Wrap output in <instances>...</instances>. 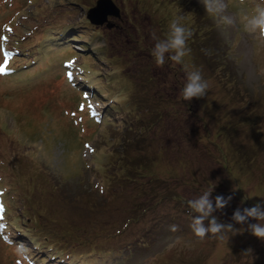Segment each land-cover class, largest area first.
<instances>
[{"label": "rangeland", "instance_id": "1", "mask_svg": "<svg viewBox=\"0 0 264 264\" xmlns=\"http://www.w3.org/2000/svg\"><path fill=\"white\" fill-rule=\"evenodd\" d=\"M112 2L120 16L119 20L109 18L117 26L107 30L104 25H88L86 12L92 7V0H0V54L5 50H27L28 56H32L20 63L16 57L0 55V66L2 57L7 62L2 66L4 73L0 74L3 84L0 85V177L8 183L4 187H11L17 194H32L27 198L32 208L16 205L11 212L19 215L22 207L25 209L23 221L30 227L21 223L25 228V243L29 245L28 237L35 240L40 235L48 237L47 241L62 242L64 234L66 239L78 235L81 239L77 242L82 243L81 232L89 233L93 225H99L92 232L98 237L93 244L115 251V246H121L117 254L128 258L123 264H243L246 258L241 259V255L245 249L251 253L264 252V241L248 232L232 236L228 241L210 233L207 236L211 238L199 240L190 227L192 219L182 210L188 206L185 203L174 206L172 199L187 201L213 187V197L233 194L231 205L223 213H214L223 222H230L237 206L251 207L264 199V41L258 35L246 33L239 23L226 30L221 28L205 13L199 0ZM227 2L237 21L250 14L254 6V0H247L244 8L234 6V0ZM199 9L222 42L221 54L229 55L245 82L240 85L233 80L226 87L211 77L206 96L186 102L179 88L180 80L186 77L184 65L189 70L193 64L205 67L193 63L191 57L185 58L184 65L167 61L163 67L173 69L166 72L171 88L166 96L169 107L163 108L162 114H171L165 118L166 126L181 128L180 136L168 137L160 147L145 153L128 150L125 130L105 123L96 127L87 118L91 110L105 109L109 102L96 104L95 98L88 99L69 87V76H75L78 81L80 77L76 74L82 72L83 65L90 75L88 82L94 87L95 77L102 75V80L111 69L109 56L118 57V63L126 68V76H132L143 55L145 59H153L147 52L155 44L153 36L163 39L165 28L177 16H182L184 26L191 28L189 25L194 23ZM55 27L68 40L73 39L74 46L84 50L83 55L69 47H54L57 36L50 32ZM139 38L145 47L141 52L132 42ZM88 54H93L96 60L87 57ZM24 64L31 65L26 69L24 84L19 86L22 79L18 76L15 84L8 83L7 74ZM234 89L237 91L232 99ZM136 94H126L127 103L131 109L140 111L138 116L144 121L149 116L146 109L133 103L135 100L132 102L143 98ZM243 114L247 123L241 124L238 121L244 118ZM134 117L132 112L133 124L137 122ZM208 133L216 148L210 145L196 148L200 146L196 144L198 137ZM116 155L121 162L114 163ZM148 164L150 169L140 171L141 166ZM150 171L158 181L149 184L139 195L140 203L119 206L124 201L122 195L140 181L138 175L145 176ZM117 196L114 207L103 208L102 203ZM92 205L97 208H91ZM44 206L47 212L41 211ZM50 210L56 215L48 214ZM130 212L132 217H127ZM141 215L145 216L141 218ZM87 218L92 219L93 225ZM127 218L132 219L131 223L119 233L115 227ZM52 219L62 223L57 230L52 227L56 224ZM159 223L162 228L161 224L157 226ZM172 225L177 226L174 232H170ZM153 227H156L153 234L144 236ZM8 246L0 238V264H38L29 249ZM114 257H109V261ZM248 258L256 261L252 256Z\"/></svg>", "mask_w": 264, "mask_h": 264}, {"label": "trees", "instance_id": "2", "mask_svg": "<svg viewBox=\"0 0 264 264\" xmlns=\"http://www.w3.org/2000/svg\"><path fill=\"white\" fill-rule=\"evenodd\" d=\"M69 2H72V0H69ZM94 0H92V6L93 8L96 5ZM80 7V6H79ZM81 8V7H80ZM89 8V9H91ZM88 10V9H87ZM87 13V12H86ZM197 13V14H196ZM196 16L194 23L189 25L191 28H189L192 32L191 38L188 40V46L191 49V52L189 56L191 57V61L196 64H202L205 68L199 67L193 64L195 68H198L202 71L203 77L205 80L210 82V78H215L219 84H223L224 86L232 84L231 81L236 80L241 83L245 82L244 77L239 76L237 72V68H235L232 59H230L229 55H222L220 52V48H222V42H220L217 37L216 33L214 31L213 25L209 24L210 20L205 16L202 10L196 11ZM87 18V17H86ZM113 18H111L112 20ZM117 20V19H116ZM119 20V19H118ZM89 22V20H88ZM91 23V22H90ZM88 25L94 26L92 23ZM113 27L107 30H112L113 28H116V24L112 22ZM163 25V23H161ZM46 27L49 25H42V27ZM105 26V25H104ZM92 28V27H91ZM57 27L52 29L50 32L51 35L54 34L57 36V42H59V35H64L62 32L56 31ZM164 29V28H163ZM56 32V33H55ZM168 32V27L165 28V33H163L162 37H165ZM48 36L49 37H51ZM128 36V33L126 34ZM53 36V35H52ZM66 36V35H65ZM139 36V35H138ZM140 37V36H139ZM134 46L138 49L139 52L143 51L145 47L143 44H141L142 39H136L132 41ZM149 54L151 55V49H148ZM95 55V53H93ZM93 54H88L87 57L92 58L93 60H96V57L94 58ZM135 55V54H132ZM32 56L26 55L25 58L30 59ZM112 57L111 60V69L108 70L106 75H103L102 80L100 79L102 75L99 77H95L96 79L93 80L92 83H95V88L92 87L91 83L89 81V72L88 70L84 69L83 65H81V70L83 73L84 83L92 89H95L93 94L95 97L98 98L99 102H109L107 107L105 108L104 115L102 117L103 123L109 126H112V128H120L122 130H125V139H128L129 148L128 150H131L135 153H145L148 149L152 148H158L164 143L168 137H176L180 136V132L182 131L181 128L174 127L173 129H169L166 126L165 118H170L171 114H168L167 116H164L163 108L169 107L168 102L169 99H166L168 89L171 88V85L169 83V76L166 73L167 71H170L173 68H164L163 66H157L155 64L154 58L151 59L150 57L145 59L143 55V61L138 65L137 69L135 70L134 74L132 76L127 77L125 72V67L120 65L118 63V57ZM98 59V58H97ZM118 59V60H117ZM122 61V59H120ZM115 61V63L113 62ZM123 62V61H122ZM184 63H186L184 61ZM136 64V60H135ZM172 67V66H170ZM185 78H182L180 80L179 88L182 89ZM140 84V86L137 87V85ZM131 85L134 86V89L132 90ZM227 87V86H226ZM237 89L232 90V99L234 95H236ZM208 92V91H207ZM136 94V96H142L143 100L140 99H133L132 102L135 100L136 105H141V108L143 110L146 109V116H149V118H146L144 121L141 120V117L138 116V113L140 111H135V107L131 109V104H128L126 99V94ZM238 94V93H237ZM135 96V97H136ZM231 99V101H232ZM197 99H193L194 102H196ZM111 103V104H110ZM198 103V101H197ZM198 105V104H197ZM132 112H135V120L139 123L135 122L132 123L131 116ZM134 115V114H133ZM244 118H241L238 122H242L241 124L247 123V117L244 115ZM100 125V124H99ZM245 126V125H244ZM179 134V135H176ZM206 133V131H205ZM119 135V134H118ZM210 133L206 134L205 136H199L196 144H200L199 147L196 146V148L201 149L206 148V146L210 145L216 148V145H213L212 140L208 139V136ZM120 136V135H119ZM121 137V136H120ZM167 142V141H166ZM190 144V143H189ZM187 145L190 148H192L190 145ZM194 146V145H193ZM194 146V147H195ZM218 148V147H217ZM125 151V155L127 151ZM206 153L208 149H205ZM220 151V150H219ZM118 158V159H117ZM121 162L122 160L119 159L118 155H116V159L114 163ZM133 162V160L131 161ZM134 163V162H133ZM141 163V162H140ZM137 165V163H136ZM221 166V163H220ZM151 164L146 165L144 168L141 166L140 171H144L147 169H150ZM135 170L134 168H132ZM150 171L145 176L138 175V178L140 181H138L131 191L127 192L126 195H122V198H124L123 203H119V206H129V205H138L140 202V199H138L141 195L144 193L145 188L149 184H153V182H157V177H153ZM173 178H171L172 180ZM174 180V179H173ZM133 183L130 185L132 187ZM10 196L11 199L7 201L4 204V216H6V223L9 228L14 230L22 240L20 242L25 243L24 236H26L24 227H21V223H23V226L26 228H30L27 223H25L23 220L26 219L25 217V210L22 209L19 211V215H12L11 212L14 209V206L16 205H23L30 207L28 205L27 198L32 196V194H26L24 193H16L15 191H12L10 189ZM121 196V195H120ZM138 199V200H137ZM118 200V196L115 198H112L109 201H106L103 204V208L109 209L114 207ZM137 200V202H136ZM125 202V203H124ZM172 203L174 206L177 203L178 205H181L185 203L187 206V201H179L176 199H172ZM163 204V203H162ZM60 205V204H59ZM157 206V205H156ZM32 208V207H30ZM91 208H97L95 205H92ZM185 212L190 219H192V213L187 207H183ZM66 209V208H64ZM156 209V208H154ZM48 211V208L44 206L41 211ZM145 212L148 211V209H144ZM152 211V210H149ZM48 214L54 215V211L50 210ZM56 215V214H55ZM145 215H141V218H143ZM127 217H132L131 212ZM31 221L34 224H37V220H34L33 217H30ZM166 218V217H164ZM37 219V218H36ZM52 223L56 222L53 221ZM132 219L127 218L125 221H122L120 223V226L115 227V230H118L120 232H124L126 228L129 226V223H131ZM87 221H89V224L93 225V221L91 218H87ZM137 220L135 219V222ZM40 222V227H43V225ZM137 223V222H136ZM162 223V222H161ZM161 223H159L157 226H159ZM61 222H56L55 225H52L53 229L57 230L58 225L61 226ZM171 224V223H170ZM47 225V224H46ZM122 226V228H120ZM156 226V227H157ZM153 227L147 231L144 232L145 235L153 234L154 231ZM97 228H100L98 226L92 227L90 232H81L83 240L82 243L77 242L79 239H81L80 236L76 235L78 238H74L75 236L71 237V239H66L67 236L64 234L62 238V242L51 240L47 241L48 237L40 235L33 239L34 237H28L29 240V246L30 251L33 253L35 259L40 264H123L125 261H128V258L122 257L121 255L117 254L119 251L121 252L122 249H119L121 246H115L117 250L115 251L112 248H106V249H100V246L94 245V241H98V237L93 234L92 232L96 231ZM162 228V224H161ZM170 232H174L171 231ZM80 237V238H79ZM198 238V237H197ZM205 238L209 239L211 237L206 236ZM44 239V240H43ZM73 239V240H72ZM34 240V241H33ZM201 240V239H200ZM44 241V242H43ZM84 241V242H83ZM45 243V244H44ZM79 243V244H78ZM263 243V241H262ZM244 255H241L242 257H245L246 259H243V264H264V252L257 250L255 252L251 251L249 252L248 249H245ZM52 254H51V253ZM115 257L109 261V257L114 256ZM248 256H252L256 258V261H251V259L248 258ZM263 257V259H262ZM253 258V259H254Z\"/></svg>", "mask_w": 264, "mask_h": 264}, {"label": "clouds", "instance_id": "3", "mask_svg": "<svg viewBox=\"0 0 264 264\" xmlns=\"http://www.w3.org/2000/svg\"><path fill=\"white\" fill-rule=\"evenodd\" d=\"M199 2L205 13L221 28L226 30L239 23L246 33L258 35L264 41V0H254L252 12L241 16L239 21L229 12L227 0H199ZM246 5L247 0H234V6L244 8ZM182 21V16L171 20L163 39L153 36L155 44L151 49V56L157 66H163L169 60L177 65H184L185 58L191 52L188 40L192 32ZM184 66L186 78L180 92L182 99L191 102L194 98H204L210 86L209 82L204 79L200 69L193 67L189 70L187 65ZM213 188L187 200V206L193 214L190 225L193 234L203 239L210 233L221 241H228L232 236L248 232L256 239L264 241V199H260L251 207L237 206L230 217V222H223L214 213H223L231 205L234 195L218 194L213 197ZM170 230L176 231L177 226L172 225Z\"/></svg>", "mask_w": 264, "mask_h": 264}, {"label": "water", "instance_id": "4", "mask_svg": "<svg viewBox=\"0 0 264 264\" xmlns=\"http://www.w3.org/2000/svg\"><path fill=\"white\" fill-rule=\"evenodd\" d=\"M100 16V19L96 17ZM119 10L113 4L112 0H97L96 5L86 13L87 19L95 26H103L110 29L113 27L109 18L119 19Z\"/></svg>", "mask_w": 264, "mask_h": 264}, {"label": "snow or ice", "instance_id": "5", "mask_svg": "<svg viewBox=\"0 0 264 264\" xmlns=\"http://www.w3.org/2000/svg\"><path fill=\"white\" fill-rule=\"evenodd\" d=\"M5 71L4 67H0V74H3Z\"/></svg>", "mask_w": 264, "mask_h": 264}, {"label": "bare ground", "instance_id": "6", "mask_svg": "<svg viewBox=\"0 0 264 264\" xmlns=\"http://www.w3.org/2000/svg\"><path fill=\"white\" fill-rule=\"evenodd\" d=\"M54 35V34H53Z\"/></svg>", "mask_w": 264, "mask_h": 264}]
</instances>
